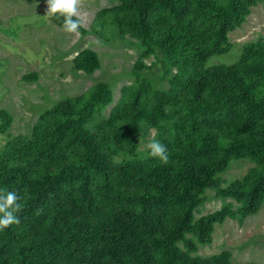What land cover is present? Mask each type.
I'll use <instances>...</instances> for the list:
<instances>
[{"label": "trees", "instance_id": "trees-1", "mask_svg": "<svg viewBox=\"0 0 264 264\" xmlns=\"http://www.w3.org/2000/svg\"><path fill=\"white\" fill-rule=\"evenodd\" d=\"M118 1L97 13L99 24L108 18L116 34L158 49L176 68L171 87L150 97L143 79L124 88L122 102L103 118L111 93L98 83L41 113L30 137L6 142L0 190L17 192L22 209L21 223L0 231V264H229L221 255L193 258L179 243L194 249L189 234L209 243L215 223L254 213L263 200L264 39L234 65L204 68L209 56L227 51L228 33L257 0ZM51 19L63 27L62 18ZM99 64L90 49L73 59L87 75ZM164 119L172 130L160 138L167 164L149 155L115 163V149L133 152L145 136L143 122L158 128ZM11 123L1 109L0 133ZM236 159L255 167L222 187L220 173ZM207 188L238 206L195 220Z\"/></svg>", "mask_w": 264, "mask_h": 264}, {"label": "rangeland", "instance_id": "rangeland-1", "mask_svg": "<svg viewBox=\"0 0 264 264\" xmlns=\"http://www.w3.org/2000/svg\"><path fill=\"white\" fill-rule=\"evenodd\" d=\"M118 5V0H82L80 13L86 32L74 35L45 17L47 0H0V110L12 117L9 129L0 133V149L12 137H30L41 113L62 100L86 94L95 84L106 83L111 93L110 103L100 111L103 118L122 102L124 88H137L143 79L149 83L150 97L155 91L170 89L176 68L158 49L147 51L131 35L116 34V25L108 18L99 24L97 13ZM250 9L243 23L228 33L227 51L209 56L205 69L238 63L245 48L264 39V0H257ZM84 49L93 50L99 58V68L91 75L73 66L76 54ZM141 129L145 136L133 144V152L114 150L115 163L146 158V145L172 132L166 119L158 128L143 122ZM254 167L249 159L231 160L220 173L221 186L244 180ZM229 203L233 209L238 206L234 200L220 197L216 189L207 188L193 208L194 219ZM187 237L196 247L186 250L183 242L179 246L193 258L221 255L229 264H264V197L256 212L215 223L209 243L200 242L193 234Z\"/></svg>", "mask_w": 264, "mask_h": 264}, {"label": "clouds", "instance_id": "clouds-1", "mask_svg": "<svg viewBox=\"0 0 264 264\" xmlns=\"http://www.w3.org/2000/svg\"><path fill=\"white\" fill-rule=\"evenodd\" d=\"M81 4L82 0H47L45 17L62 18L63 30L68 34L79 35V30L83 27ZM146 147L151 158L163 164L168 163L169 155L166 145L159 140H153ZM20 200L21 197L17 192L0 190V231L21 223L18 216L22 209Z\"/></svg>", "mask_w": 264, "mask_h": 264}]
</instances>
